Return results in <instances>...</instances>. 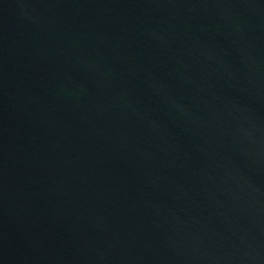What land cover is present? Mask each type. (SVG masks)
I'll use <instances>...</instances> for the list:
<instances>
[{
	"label": "water",
	"instance_id": "1",
	"mask_svg": "<svg viewBox=\"0 0 264 264\" xmlns=\"http://www.w3.org/2000/svg\"><path fill=\"white\" fill-rule=\"evenodd\" d=\"M0 264H264V0H0Z\"/></svg>",
	"mask_w": 264,
	"mask_h": 264
}]
</instances>
